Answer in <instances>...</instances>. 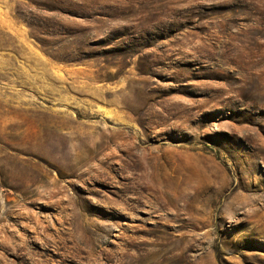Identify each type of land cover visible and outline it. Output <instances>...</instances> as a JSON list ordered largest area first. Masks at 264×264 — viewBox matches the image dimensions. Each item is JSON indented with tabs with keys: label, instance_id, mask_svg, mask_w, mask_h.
<instances>
[{
	"label": "rangeland",
	"instance_id": "rangeland-1",
	"mask_svg": "<svg viewBox=\"0 0 264 264\" xmlns=\"http://www.w3.org/2000/svg\"><path fill=\"white\" fill-rule=\"evenodd\" d=\"M0 264H264V0H0Z\"/></svg>",
	"mask_w": 264,
	"mask_h": 264
}]
</instances>
